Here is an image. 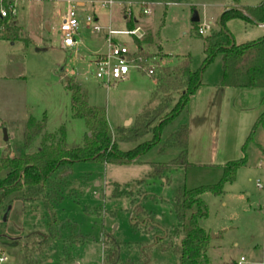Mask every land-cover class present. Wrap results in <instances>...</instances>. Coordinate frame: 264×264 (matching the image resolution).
Returning <instances> with one entry per match:
<instances>
[{
  "label": "rangeland",
  "instance_id": "1",
  "mask_svg": "<svg viewBox=\"0 0 264 264\" xmlns=\"http://www.w3.org/2000/svg\"><path fill=\"white\" fill-rule=\"evenodd\" d=\"M65 1L19 2L16 21L23 41L29 43L0 39V126L3 123L10 136L8 142H4L0 129V153L8 147L17 158L31 155L49 141L45 136L52 134L57 140L62 127L68 148L84 145L89 133L84 121L73 117L65 77L73 78L81 86L90 106L105 109L113 136L123 139L125 135L120 134V128L132 127L137 115H148L159 103H164L160 94L149 102L151 93L155 91L151 76H155L160 68L176 66L185 56L189 57L193 71L200 69L204 58L203 40L221 30V13L228 8L255 7L264 2L72 0L80 4L92 3L93 6L86 5L78 11V44L67 49L62 46L58 34L66 10ZM108 2L112 5L104 7L103 4ZM139 7L149 8L150 13L140 14ZM91 13L103 28L99 33L83 25L84 17ZM194 14L198 18L195 26L191 22ZM134 17L138 21L132 28H127L125 23ZM225 27L236 45L264 35V25H251L239 19L227 21ZM106 28H140L131 39L124 36L116 39L134 43L130 45L133 48H137L134 40L140 41L142 52L150 55L145 70L130 69L126 80L111 86L97 81L93 76L94 68L89 66L92 54L105 51L103 38ZM199 29L204 31L203 35H198ZM148 33L152 36L151 44L142 42ZM149 69L153 70L151 76L143 73ZM200 80L202 86H199L198 93L207 89L204 85L221 89L220 53L202 68ZM235 89H239L240 98L231 95L228 102L224 101L221 110L216 103L210 108L214 113L209 114V124H206L199 142L196 139L195 144L192 142L191 151L187 149L186 161L190 166L186 168L170 164L178 156L179 149L165 148L164 145L170 134L183 125L187 126L188 108L158 130L157 143L133 162L107 164L84 161L72 164L62 200L54 206L56 219L65 228L60 231L61 238L52 240L50 248L39 251V238L26 242L27 236L32 233L44 236L47 232L41 202L23 204L19 192L5 195L0 191V257L6 258L1 264H21L24 246L31 250L32 259L40 264H103L104 235L120 244L123 261L136 264L142 248L152 246L155 238L153 228L132 225V206L140 205L147 213L149 225L158 227L159 235L169 233L178 224L172 208L176 192L218 184L223 175L222 166L228 160L243 157L246 163L236 170L233 181L223 185V193L206 192L200 196L207 216L199 219L198 225L210 237L207 257L212 264H238L241 257L244 259L241 264H264V191L256 186L257 180H264V169L261 168L264 167L263 125L254 129L245 153L242 151L252 124L264 111V90ZM170 97L166 108L154 120V125L167 116L179 98L175 93ZM29 117L45 119V127L30 147L24 148L22 135ZM212 121L216 125L210 127ZM212 130L215 132L213 135ZM152 138V134H146L137 142L118 141V149L129 151ZM214 150L218 152L217 157L212 155ZM221 152L226 153L224 161L220 157ZM3 176L4 173H0V177ZM68 222L76 225V232L86 242L73 246L64 255L62 239L68 234ZM148 264H178V261L171 253L152 247Z\"/></svg>",
  "mask_w": 264,
  "mask_h": 264
},
{
  "label": "trees",
  "instance_id": "2",
  "mask_svg": "<svg viewBox=\"0 0 264 264\" xmlns=\"http://www.w3.org/2000/svg\"><path fill=\"white\" fill-rule=\"evenodd\" d=\"M239 19L251 25L264 23V2L255 7L238 6L226 9L219 18L221 30L203 40V62L201 68L193 71L190 67V59L185 56L172 68L166 66L160 68L151 78L155 82V91L151 93V103L158 94L164 100L158 104L150 114H140L134 119L132 127L120 128V134L125 135L121 140L116 139L108 125L106 111L102 107L90 106L88 97L81 86L71 77H65V88L70 95L71 110L73 117L82 119L88 130L89 136L83 146L68 148L63 127L59 129V138L52 134L44 138L49 141L33 154L17 158L12 155L8 147L0 153V191L5 195L19 192L23 204H35L41 202L44 213V221L47 227L46 234L32 233L26 238V242L39 238L38 250L50 248L52 240L61 238L60 231L65 228L63 223L58 222L54 206L61 202L63 188L71 173V166L76 162L98 161L107 164H126L133 162L138 156L145 153L150 146L158 141V130L166 125L173 117L179 114L188 105L190 97L201 85L200 72L208 66L216 54H221L222 80L224 88H261L264 89V35L256 40L236 45L230 44L232 38L225 27L227 21ZM126 22L127 28H132L136 21ZM195 26V23H193ZM21 29L16 19L12 17L0 18V39L6 41H23ZM199 35V34H198ZM25 44L29 43L23 41ZM138 53L134 59L146 65L150 57L143 53L141 42L134 40ZM143 43L151 44L150 33L145 35ZM146 74L145 72H143ZM178 95V101L157 125L154 120L162 110L166 108L172 94ZM264 100V98H263ZM164 105V106H162ZM259 125L264 126V112L258 117L252 131L242 146L245 153L246 144L251 140L254 129ZM45 127V119L36 120L29 117L22 135L24 148L30 147L34 138L40 135ZM125 133V134H124ZM146 134H152L150 141L138 144L129 151H120L118 141H139ZM188 145V128L181 126L176 132L170 134L165 141V148L174 147L179 149L178 156L170 162L171 165H179L184 168L190 166L186 161ZM246 158L231 160L222 166L223 175L218 184L202 186L192 190H178L174 197L172 208L177 218V226L169 233L158 234L154 224L149 225L147 213L139 204L132 206L130 221L134 227L142 226L144 229L153 228L154 244L142 248L140 258L136 264H148L149 254L152 247H158L160 251L174 255L178 264H212L207 251L210 248V237L199 227L198 220L207 216V209L200 196L206 192L212 194L223 193V185L234 179L236 170L244 166ZM68 234L63 242V253L66 255L69 249L75 245L83 244L86 239L76 232L74 223H67ZM104 258L103 264H134L129 260L123 261L120 256V244L112 237L104 235L102 238ZM21 264H40L31 257V250L23 247Z\"/></svg>",
  "mask_w": 264,
  "mask_h": 264
},
{
  "label": "built area",
  "instance_id": "3",
  "mask_svg": "<svg viewBox=\"0 0 264 264\" xmlns=\"http://www.w3.org/2000/svg\"><path fill=\"white\" fill-rule=\"evenodd\" d=\"M6 1V3H5ZM0 0V18L12 17L17 19L18 3L22 0ZM66 10L62 16L60 25L58 27V34L61 37V44L64 48L72 49L77 47L76 37L79 35L80 21L78 18V11L84 9L86 5L93 6L92 3H77L72 0H66ZM104 7H110L111 2L104 3ZM143 6V5H142ZM129 13H131L129 9ZM150 10L147 7L142 8V14H149ZM83 25L86 28L92 29L93 32L99 33L103 28L97 24L96 17L91 13L84 17ZM103 45L105 51L95 52L92 54L89 61V66L94 68V78L105 86H111L116 82L124 81L130 72V69H137L139 71L145 70V65L137 62L134 55L138 53V48H133L129 44L116 39L118 36L128 37L136 36L140 28L133 30H115L111 28L104 29ZM202 29L198 30L199 35H203ZM147 75L151 76L153 70H147ZM264 169V167H261ZM256 186L259 190L264 191V180L260 182L257 180ZM5 257H0V264L5 262ZM244 259L241 257L238 264H241Z\"/></svg>",
  "mask_w": 264,
  "mask_h": 264
},
{
  "label": "crops",
  "instance_id": "4",
  "mask_svg": "<svg viewBox=\"0 0 264 264\" xmlns=\"http://www.w3.org/2000/svg\"><path fill=\"white\" fill-rule=\"evenodd\" d=\"M23 1L24 0H22L20 2H23ZM138 12H140V14H142L141 7H139ZM133 19H136L135 21H138L137 18H135V17ZM259 25H264V23L263 24H259ZM262 36H260V37H262ZM247 42H250V41H247ZM244 43H246V42H244ZM244 43H241V44H244ZM204 86H206L207 89L206 90L204 89V91H202V93H198L199 90H200L199 87H198L196 89V91L194 92V94L190 97L188 105L186 106V108H188V112H189V122L187 124V128H188V145H187V149H188V152H189V150L191 151L192 142L195 144L196 139H198L197 141L199 142L200 136H201L203 130H205L206 124H209V121L207 120L208 116H209V114L211 115V114L214 113L213 111H211L212 109H210V108L212 106H214L215 103H216L218 105V107L220 108V110H221L222 104L224 103V101L228 102V97L229 96H231V95L234 96L235 95V96H237V98L241 97V93L238 91L239 89L237 90V89H234V88L221 87V89L218 90V89H215L214 87H212L211 85H204ZM219 86H220V84H219ZM201 90H203V89H201ZM197 94H200V95L197 96ZM258 117H257V119H258ZM217 119H218L217 121H219V118H217ZM256 120L254 121V123L256 122ZM254 123L252 125H254ZM215 125L216 124L213 123V121H212V123H210V127L215 126ZM0 129H5L6 130V135H7L8 139H9L10 136L7 133V127L4 126L3 123L0 126ZM250 132H249V134H250ZM214 133L215 132H213V130H212L211 134L213 135ZM248 135H247V137H248ZM246 138H245V140H246ZM220 154H221L220 157H222V159L224 161V159H225L224 157H225L226 153L225 152L224 153L221 152ZM212 155L217 157L218 156L217 150H214ZM228 161H231V160H228Z\"/></svg>",
  "mask_w": 264,
  "mask_h": 264
},
{
  "label": "water",
  "instance_id": "5",
  "mask_svg": "<svg viewBox=\"0 0 264 264\" xmlns=\"http://www.w3.org/2000/svg\"><path fill=\"white\" fill-rule=\"evenodd\" d=\"M197 21H198V18H197V16H196V14H194V15H193V18H192V20H191V22H192V23H196ZM47 29H48V28H47ZM232 46H233V43L231 42L229 48H231ZM2 134H3V141H4V142H7V141H8V137H7V135H6V130H5V129H2Z\"/></svg>",
  "mask_w": 264,
  "mask_h": 264
}]
</instances>
